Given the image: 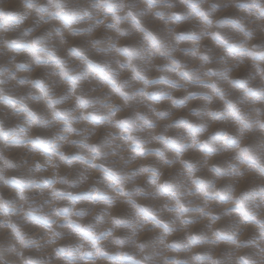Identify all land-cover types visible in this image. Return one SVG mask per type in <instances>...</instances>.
Here are the masks:
<instances>
[{"label":"rangeland","instance_id":"obj_1","mask_svg":"<svg viewBox=\"0 0 264 264\" xmlns=\"http://www.w3.org/2000/svg\"><path fill=\"white\" fill-rule=\"evenodd\" d=\"M0 264H264V0H0Z\"/></svg>","mask_w":264,"mask_h":264}]
</instances>
